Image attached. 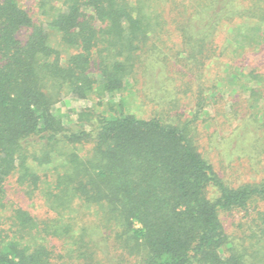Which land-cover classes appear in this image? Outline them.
Returning a JSON list of instances; mask_svg holds the SVG:
<instances>
[{"label":"trees","instance_id":"trees-1","mask_svg":"<svg viewBox=\"0 0 264 264\" xmlns=\"http://www.w3.org/2000/svg\"><path fill=\"white\" fill-rule=\"evenodd\" d=\"M258 53L264 0H0V264H264Z\"/></svg>","mask_w":264,"mask_h":264},{"label":"rangeland","instance_id":"rangeland-1","mask_svg":"<svg viewBox=\"0 0 264 264\" xmlns=\"http://www.w3.org/2000/svg\"><path fill=\"white\" fill-rule=\"evenodd\" d=\"M257 60H261L262 64L261 67L264 68V56H262V54L258 53V54H250L246 61L247 62H251V63H255ZM243 81H240L238 84H234L233 87L235 89L241 90V85H242ZM229 94V91H226V95ZM246 95V94H245ZM91 105V102L88 100H79V99H73L70 97L64 98L61 100L60 103L57 104V114L59 115V117L65 121L66 123H71L74 120H76L77 115L79 112H81L84 108L88 107ZM209 149V148H208ZM218 150V149H217ZM209 152V156L210 158L213 159V161L219 166L220 162L222 160V158H220V156H218L217 151ZM237 165V163H236ZM221 171V169H220ZM24 205H27L29 209H32L34 211H36V209H41L44 210L42 205H41V201L37 200L35 198V200H26V202L24 203ZM237 217V214H226L225 219L227 224H231L234 218Z\"/></svg>","mask_w":264,"mask_h":264}]
</instances>
